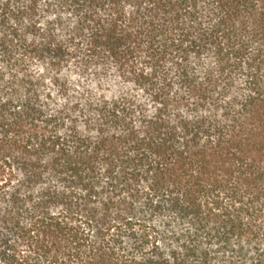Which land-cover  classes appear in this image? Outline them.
I'll return each instance as SVG.
<instances>
[{"label":"trees","instance_id":"1","mask_svg":"<svg viewBox=\"0 0 264 264\" xmlns=\"http://www.w3.org/2000/svg\"><path fill=\"white\" fill-rule=\"evenodd\" d=\"M0 264H264V0H0Z\"/></svg>","mask_w":264,"mask_h":264}]
</instances>
